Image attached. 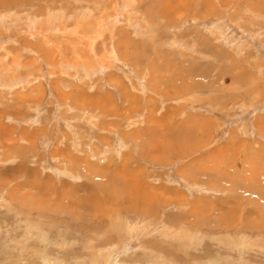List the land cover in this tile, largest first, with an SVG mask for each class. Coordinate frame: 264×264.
Wrapping results in <instances>:
<instances>
[{
  "label": "rangeland",
  "instance_id": "rangeland-1",
  "mask_svg": "<svg viewBox=\"0 0 264 264\" xmlns=\"http://www.w3.org/2000/svg\"><path fill=\"white\" fill-rule=\"evenodd\" d=\"M0 264H264V0H0Z\"/></svg>",
  "mask_w": 264,
  "mask_h": 264
}]
</instances>
